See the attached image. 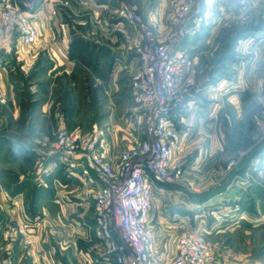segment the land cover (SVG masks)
<instances>
[{
	"label": "crops",
	"instance_id": "crops-1",
	"mask_svg": "<svg viewBox=\"0 0 264 264\" xmlns=\"http://www.w3.org/2000/svg\"><path fill=\"white\" fill-rule=\"evenodd\" d=\"M161 2L160 8L156 7L157 10H155V7H152L146 10V14L155 28L163 29L171 14L166 11V5L170 0ZM84 3L89 4L88 6L96 11L106 9L113 13V10H117L121 5L122 0H87ZM54 5L46 0L39 8L36 19L41 36L35 43L18 50L16 46L18 37L15 35L0 45L1 54L11 52L17 59L26 58L23 68L33 66L40 52H43L44 60H46L45 71L48 72L44 74V80L28 79L26 89L30 91L27 90L26 98L19 97L14 89L17 84L12 81L7 70L8 59L4 60L0 54V80L9 98L8 104L4 107L5 111L10 113L7 116L4 115V109L0 106V119L5 118L7 122L10 119L11 122L0 131V188L2 189L0 191V245L8 238L10 231L13 235L12 245L15 248L14 264H63V260L54 257L55 249L50 250L51 247L53 248L51 244L47 245L49 250L42 255L35 253V249L40 252V243L32 250L29 249L27 253L24 252L26 241L23 233L32 234L41 226L49 232L55 231L56 228L59 232H68L71 230L67 224L68 220H71L73 222L69 223L70 228H77L80 236L88 243L99 239L95 232L94 193L91 188L77 178L67 176L63 168L57 164L51 163L49 165L51 172L41 176L30 175L24 170L16 171V168L23 167V164L33 160L34 155L30 149L33 136L41 132L50 134L60 126L73 124L76 85L81 86L85 83L96 89L104 81L113 84L120 74L125 71L132 73L140 65L136 46L143 41V36L136 25L122 17H117L115 18L117 21L110 20L112 31L101 33L106 42L95 41L94 37L88 33H81L84 39L75 38L72 32L66 30L64 24L62 25L64 29L60 30L55 27L56 22L51 23ZM231 9L232 7L227 6L226 10L217 12L218 20L215 23L203 26L200 31L186 38L184 46L192 57L194 65L198 59L200 45L204 42L208 44L212 42L217 35L221 20L230 15L228 11ZM86 46L90 48L89 53L82 60L79 51L86 50ZM253 52L256 59L247 60L248 63L242 60L240 64L236 62L233 69L229 70L234 74L228 75L227 72L218 80L217 76L213 79L205 76L192 88L187 98L190 108L185 111L182 123L183 137L177 153L188 149L198 132L217 123L226 101L235 104L240 117L241 104L247 89L251 85L255 89L264 88L262 87L264 74L259 73L263 70L259 64L264 62V59L259 62L260 49ZM219 65L221 66L222 63ZM68 90L71 95L64 109L60 107L58 99ZM42 94H45V97H42ZM263 95L261 97H264ZM258 119L257 115L252 116L248 123L257 129ZM101 123L102 125L99 126L107 129L108 141L112 145L113 152L118 153L124 149L126 146L124 139L127 138V134L115 133L108 122ZM142 125L137 128L138 133L141 129V138L145 137ZM241 132L244 134L243 131ZM17 144L21 146L19 156L14 151ZM228 146L225 131L220 130L213 136L212 142L205 151L201 150L196 163L202 166L209 150H224L230 148ZM263 151L264 148L260 150V152ZM75 190L77 193L73 194ZM229 190L230 188H227L221 193L227 194ZM200 206L201 204L192 200L189 194L176 190L171 184L157 182L151 222L155 230L156 244L173 255L176 237L181 232L190 229L213 233L216 229L210 223L203 225L204 221L202 222L201 217L204 215L201 213ZM95 243H92V248ZM92 248L78 252L75 250V257L69 258L70 262L72 264H107L101 257V250L95 251ZM26 254L27 257H25Z\"/></svg>",
	"mask_w": 264,
	"mask_h": 264
},
{
	"label": "rangeland",
	"instance_id": "rangeland-1",
	"mask_svg": "<svg viewBox=\"0 0 264 264\" xmlns=\"http://www.w3.org/2000/svg\"><path fill=\"white\" fill-rule=\"evenodd\" d=\"M85 1L87 0H47L55 4L51 13V23L56 22L55 27L60 30L64 29H62L64 24L66 30L72 32L75 38L82 39L81 33H88L94 37L95 41L106 42L101 33L112 31L110 20L117 21L115 19L118 17L116 9L113 13L106 9L96 11L90 8L89 4L84 3ZM122 1L129 5H136L138 12L146 19L148 18L146 10L152 7L157 10L162 4V0ZM182 1L184 0H170L166 5V11L172 13ZM227 6L232 7L228 11L230 15L221 20L216 37L211 43L204 42L199 47L198 59L194 65L195 85L205 76H208V79L217 76L218 80L227 72L228 75L234 74L229 70L233 69L236 62L238 64L242 60L248 63L256 59L254 50L259 51L260 49L259 62L264 59V0H220L217 12L226 10ZM170 17L171 14L167 18L166 27L170 24ZM165 26L162 30L166 28ZM89 49L86 46L87 51L84 49L79 51L82 60L89 53ZM1 57L4 60L8 59L7 70L12 81L17 84L14 87L17 96L27 97L28 79L44 80V74L47 71H45L46 60H44L43 52H40L38 59L30 68H23L22 65H25L26 58L17 59L14 53H2ZM220 63H222L221 66ZM259 66L263 69L259 73L264 74V62L262 61ZM132 73L125 71L117 77L113 84L104 81L96 89L85 83L81 86L76 85L74 90L76 109L73 124L60 126L50 134L41 132L33 136L31 145L38 138L53 137L60 129L68 132L75 130L88 132L95 124L102 125L101 122L104 123V121L108 122L113 132L126 133L127 137L140 140L141 129L138 133L137 128L144 123L145 110L131 95ZM251 86L244 95L240 117L235 104L226 101L228 104L224 103L217 123L198 132L193 137L189 148L177 153V159L184 167V175L179 182L171 185L176 190L189 194L192 200L200 203L201 213L204 215L201 217L202 222L204 221L203 225L210 223L216 229L213 233H204L212 253V259L208 264H264V151L260 152L264 148V103H256V98L264 94V88L255 89ZM0 91L6 98L5 102L0 101V106L4 109V115L7 116L10 113L5 111L4 106L8 104L9 98L2 87L1 80ZM70 95L71 92L68 90L63 92L58 99L61 108L65 109ZM42 97H45V94H42ZM22 107L21 103L20 108ZM256 115L259 118L257 129L248 123L249 118ZM6 120L5 118L0 119V131L11 123L10 119V123ZM220 130L225 131V139L230 148L209 150L203 165L196 163L201 150L205 151L212 142L213 136ZM238 151L241 154L235 157ZM233 158L236 162L232 165L230 161ZM53 161L54 159H50L47 164ZM57 165L63 168L62 164L57 163ZM18 168L16 171L23 172L24 170L30 175H42L37 170L35 156L30 163L27 162L23 164V167ZM227 188H230L227 194L221 193ZM72 193L75 194L77 191ZM71 222L73 221L68 220L67 225L71 230L68 232H59L58 228L49 232L41 226L32 234L23 233L26 241L24 252L27 253L29 249L32 250L40 243V252L35 249V253L42 255L43 252L49 250L47 245L51 244L53 248L51 247L50 250L55 249L54 257L63 260V264H72L69 258L75 257V250L78 252L92 248V243L95 241L92 249L95 251L102 249L100 239H94L88 243L80 236L77 228H70L69 223ZM12 236L9 231L8 238L0 245V264L10 260L14 264L15 248L12 245ZM25 261L27 262V259Z\"/></svg>",
	"mask_w": 264,
	"mask_h": 264
},
{
	"label": "built area",
	"instance_id": "built-area-1",
	"mask_svg": "<svg viewBox=\"0 0 264 264\" xmlns=\"http://www.w3.org/2000/svg\"><path fill=\"white\" fill-rule=\"evenodd\" d=\"M45 1L0 0V45L15 35L18 50L35 43L41 36L36 16ZM219 2L182 1L164 30L155 28L136 5L122 1L117 8V16L136 25L143 36L136 46L140 65L131 78L132 97L145 110L143 139L127 137L125 148L114 153L107 129L95 124L88 132L60 129L31 145L42 175L51 172L47 162L54 159L67 176L93 190L95 232L107 264H208L212 259L204 232H181L170 255L156 244L151 222L156 183L175 184L184 175L177 150L190 108L187 98L195 86L194 62L184 43L218 20ZM0 101H6L2 91ZM235 162L233 158L230 164Z\"/></svg>",
	"mask_w": 264,
	"mask_h": 264
},
{
	"label": "clouds",
	"instance_id": "clouds-1",
	"mask_svg": "<svg viewBox=\"0 0 264 264\" xmlns=\"http://www.w3.org/2000/svg\"><path fill=\"white\" fill-rule=\"evenodd\" d=\"M256 103H264V97H257ZM14 151H15L16 155L19 156L21 153V146L17 144L14 148Z\"/></svg>",
	"mask_w": 264,
	"mask_h": 264
}]
</instances>
